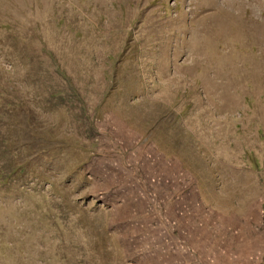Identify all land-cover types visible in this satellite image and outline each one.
<instances>
[{
  "label": "rangeland",
  "instance_id": "374dc122",
  "mask_svg": "<svg viewBox=\"0 0 264 264\" xmlns=\"http://www.w3.org/2000/svg\"><path fill=\"white\" fill-rule=\"evenodd\" d=\"M0 264H264V0H0Z\"/></svg>",
  "mask_w": 264,
  "mask_h": 264
}]
</instances>
